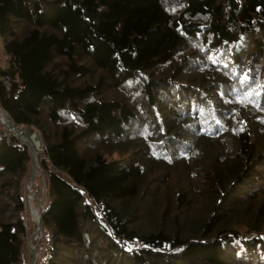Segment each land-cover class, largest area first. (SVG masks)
<instances>
[{"label":"trees","instance_id":"obj_1","mask_svg":"<svg viewBox=\"0 0 264 264\" xmlns=\"http://www.w3.org/2000/svg\"><path fill=\"white\" fill-rule=\"evenodd\" d=\"M0 38L34 264H264V0H0ZM31 159L0 135V264Z\"/></svg>","mask_w":264,"mask_h":264},{"label":"water","instance_id":"obj_2","mask_svg":"<svg viewBox=\"0 0 264 264\" xmlns=\"http://www.w3.org/2000/svg\"><path fill=\"white\" fill-rule=\"evenodd\" d=\"M0 114L3 117V120L0 121V125L5 127V129L10 133L9 136L19 140L21 143L25 144L29 149L32 158L31 167L29 171V185L33 186V179L36 171H39L40 175L43 177V173L40 169V165L37 157L38 151H40L41 149V141L39 135L30 125H26L22 128H19L18 126L14 125L8 119V117L2 112L1 109H0ZM44 185H45V181L43 179L41 184L42 189H44ZM33 193L34 191L32 190V194ZM31 199H32L31 196L26 198L29 214L31 215L36 227L31 232L30 235L34 234L35 232H40V210H41L39 199L35 197V201H36L35 214L32 212L31 209L33 206ZM29 251H30V264H33L35 259V253L31 245L29 246Z\"/></svg>","mask_w":264,"mask_h":264},{"label":"rangeland","instance_id":"obj_3","mask_svg":"<svg viewBox=\"0 0 264 264\" xmlns=\"http://www.w3.org/2000/svg\"><path fill=\"white\" fill-rule=\"evenodd\" d=\"M4 55V52H3V49H2V44H1V38H0V59H1V61H2V56ZM2 64H3V62H2ZM19 128H22V127H19ZM10 133L5 129V127H3L2 125H0V135H9ZM41 150V149H40ZM30 167H31V163H30ZM29 171H30V169H29ZM35 174H39V176L41 177V183H40V185H39V187H38V191H40V193H41V195H43V189H42V187H41V184H42V181H43V178H42V176L40 175V172L39 171H36L35 172ZM24 197H25V199L27 198V197H29V196H31V202H32V206L34 207V209H36V201H35V197L36 198H38L39 199V204L41 205V197H39L38 195H36V193L34 192L33 194H32V189H33V187L32 186H30L29 185V180H28V182L25 184L24 183ZM32 187V188H31ZM33 198H34V200H33ZM25 203H26V208H27V212H28V214H29V210H28V205H27V200H25ZM30 215V214H29ZM30 217H31V215H30ZM31 219H32V217H31ZM32 221H33V219H32ZM34 222V221H33ZM31 234V233H30ZM34 234H36V237H37V239H36V242L35 243H32L31 241H26V245H25V247H24V251H23V254H24V257H25V259L27 260L28 259V257L30 256V251H29V246L31 245L32 247H33V250H34V253H35V258H36V256L38 255V253H39V251H36L35 250V248H36V243H37V241H39L40 239H41V230H40V232H35ZM33 235V234H32ZM32 235H30V237L32 236ZM34 261H35V259H34ZM29 264H30V257H29ZM34 264V263H33Z\"/></svg>","mask_w":264,"mask_h":264},{"label":"built area","instance_id":"obj_4","mask_svg":"<svg viewBox=\"0 0 264 264\" xmlns=\"http://www.w3.org/2000/svg\"><path fill=\"white\" fill-rule=\"evenodd\" d=\"M11 80V76L10 75H3L0 79L1 81V84L4 86V87H7L9 85V82Z\"/></svg>","mask_w":264,"mask_h":264},{"label":"crops","instance_id":"obj_5","mask_svg":"<svg viewBox=\"0 0 264 264\" xmlns=\"http://www.w3.org/2000/svg\"><path fill=\"white\" fill-rule=\"evenodd\" d=\"M2 58H3L2 61L0 59V67H5V65H6V56L3 55ZM2 62H3V64H2Z\"/></svg>","mask_w":264,"mask_h":264},{"label":"bare ground","instance_id":"obj_6","mask_svg":"<svg viewBox=\"0 0 264 264\" xmlns=\"http://www.w3.org/2000/svg\"><path fill=\"white\" fill-rule=\"evenodd\" d=\"M3 120V117H2V115L0 114V121H2ZM33 200H34V198H33ZM32 212L35 214V209H34V207H32Z\"/></svg>","mask_w":264,"mask_h":264}]
</instances>
